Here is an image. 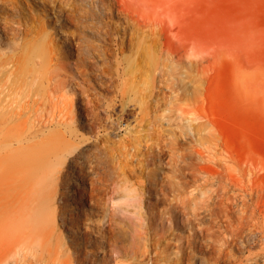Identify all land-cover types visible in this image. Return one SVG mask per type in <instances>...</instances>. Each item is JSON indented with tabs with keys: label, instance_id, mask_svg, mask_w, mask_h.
Wrapping results in <instances>:
<instances>
[{
	"label": "bare ground",
	"instance_id": "6f19581e",
	"mask_svg": "<svg viewBox=\"0 0 264 264\" xmlns=\"http://www.w3.org/2000/svg\"><path fill=\"white\" fill-rule=\"evenodd\" d=\"M26 1L0 0V264H83L91 254L95 257L114 245V235L101 224L110 200L105 131L114 124L112 112L118 106L122 117L131 113L132 102L148 112L152 76L140 72L130 86L128 78H122L129 75L134 81L140 70L137 57L153 64L159 53L170 62V92H163V97L173 102L179 134L166 143L160 140L151 152L154 161L167 155L166 166L175 177L172 182L153 181L156 200L177 203L185 194L180 182L181 126L185 124L192 142L200 145L202 132L213 124L187 118L176 103L190 76L183 75L179 64L185 54L190 66L198 59V40L189 52L182 43L184 14L193 12L195 0H32L37 10ZM49 9L76 21L77 32L54 35L46 19ZM70 62L81 81L89 84L77 102V83L67 77ZM84 118L88 136L78 134V122ZM195 152L208 160L199 149ZM202 171L197 167L194 173ZM204 187L194 179L187 192L194 195L200 188L204 197L209 192ZM219 204L209 198L198 208L195 203L192 216L197 222L205 216L202 212L210 214L217 207L219 221L226 222L228 209Z\"/></svg>",
	"mask_w": 264,
	"mask_h": 264
},
{
	"label": "rangeland",
	"instance_id": "374dc122",
	"mask_svg": "<svg viewBox=\"0 0 264 264\" xmlns=\"http://www.w3.org/2000/svg\"><path fill=\"white\" fill-rule=\"evenodd\" d=\"M26 2L37 10L32 0ZM191 8L197 16L184 14L190 24H184L182 43L189 52L190 44L198 40V59L190 66L185 54L179 64L183 75L190 76L176 103L187 118L213 124L202 132L200 145L192 142L185 124L181 126L180 182L185 194L177 203L155 196L154 181L172 182L175 177L166 166L167 155L154 161L151 152L160 140L166 143L179 134L173 102L168 95L163 97V92H170L166 90L172 74L170 62L159 53L153 64L137 57L140 70L134 83L129 75L122 78H128L130 86L137 83L140 72L152 76L148 112L142 113L132 102L131 113L122 117L118 106L112 112L114 124L105 131L110 200L101 224L114 235V245L95 257L91 254L83 264H264V0H195ZM49 10L46 19L54 35L77 32L76 21ZM61 24L64 29L59 28ZM67 70V77L77 83V102L89 84L76 75L73 62ZM96 91L105 94L97 87ZM78 108L76 103L74 109ZM164 108L169 109L162 116ZM100 116L106 117L104 113ZM87 122L85 118L78 122L79 135H89ZM196 148L208 160L199 159ZM197 167H203L201 174L194 173ZM151 169L158 170L150 175ZM194 179L209 191L204 197L200 188L194 195L187 192ZM207 198L220 203L222 209L227 207L226 222L219 221L217 207L210 214L202 212L205 216L195 221L194 204L198 208Z\"/></svg>",
	"mask_w": 264,
	"mask_h": 264
}]
</instances>
